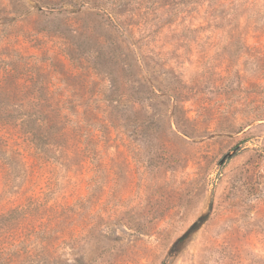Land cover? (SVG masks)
Listing matches in <instances>:
<instances>
[{
    "label": "rangeland",
    "instance_id": "obj_1",
    "mask_svg": "<svg viewBox=\"0 0 264 264\" xmlns=\"http://www.w3.org/2000/svg\"><path fill=\"white\" fill-rule=\"evenodd\" d=\"M0 264H264V0H0Z\"/></svg>",
    "mask_w": 264,
    "mask_h": 264
},
{
    "label": "water",
    "instance_id": "obj_2",
    "mask_svg": "<svg viewBox=\"0 0 264 264\" xmlns=\"http://www.w3.org/2000/svg\"><path fill=\"white\" fill-rule=\"evenodd\" d=\"M235 152H236V149H234V150L228 152L227 154H225V155L221 158V160L219 161V165H221V164L226 160V158L231 157Z\"/></svg>",
    "mask_w": 264,
    "mask_h": 264
}]
</instances>
